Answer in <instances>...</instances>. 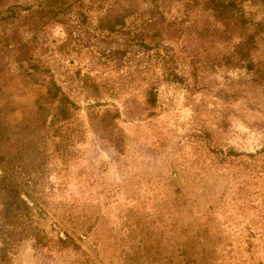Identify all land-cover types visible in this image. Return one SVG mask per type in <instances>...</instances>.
I'll list each match as a JSON object with an SVG mask.
<instances>
[{
  "label": "rangeland",
  "instance_id": "1",
  "mask_svg": "<svg viewBox=\"0 0 264 264\" xmlns=\"http://www.w3.org/2000/svg\"><path fill=\"white\" fill-rule=\"evenodd\" d=\"M41 2L0 0V264H264V167L224 156L263 143L264 23L247 55L230 32L174 44L166 76L82 28L59 54L60 26L33 28ZM49 77L74 114L24 148Z\"/></svg>",
  "mask_w": 264,
  "mask_h": 264
},
{
  "label": "trees",
  "instance_id": "2",
  "mask_svg": "<svg viewBox=\"0 0 264 264\" xmlns=\"http://www.w3.org/2000/svg\"><path fill=\"white\" fill-rule=\"evenodd\" d=\"M263 9L264 0H42L39 9L30 13H37L34 29L60 26L64 36L55 42L59 54L68 53L73 47L69 45L80 36L82 28L85 40L94 38L95 44L100 42L101 46H95L99 56L116 63L127 58L129 53L139 51L155 60L161 74L175 76L174 44L183 47L191 40L206 42L218 33L230 32L237 39L234 48L249 54L264 23ZM257 14H260L259 18ZM102 41L112 44L102 45ZM197 65L194 61L190 64L189 72L193 78L200 69ZM146 74L145 66L143 80H146ZM146 99L153 103L150 89ZM74 110L72 98L49 77L42 91L35 96L26 120L16 131L21 135L18 144L26 148L25 140L43 129L47 119L46 127L55 121L64 124L72 118ZM224 156L237 159L259 173L258 168L264 167V139L260 149L254 152L228 149ZM17 158L23 159V155L15 157L11 153L8 160L13 162Z\"/></svg>",
  "mask_w": 264,
  "mask_h": 264
}]
</instances>
